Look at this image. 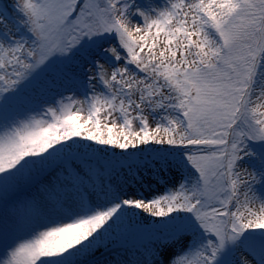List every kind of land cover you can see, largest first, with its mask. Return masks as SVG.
<instances>
[{"label": "snow or ice", "instance_id": "obj_1", "mask_svg": "<svg viewBox=\"0 0 264 264\" xmlns=\"http://www.w3.org/2000/svg\"><path fill=\"white\" fill-rule=\"evenodd\" d=\"M0 264H264V0H0Z\"/></svg>", "mask_w": 264, "mask_h": 264}]
</instances>
